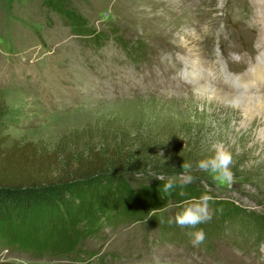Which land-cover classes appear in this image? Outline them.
<instances>
[{"label": "rangeland", "instance_id": "obj_1", "mask_svg": "<svg viewBox=\"0 0 264 264\" xmlns=\"http://www.w3.org/2000/svg\"><path fill=\"white\" fill-rule=\"evenodd\" d=\"M67 1L0 0L6 146L18 142L38 157L56 147L79 154L111 135L110 144L124 141L125 126L151 143L156 162L154 169L127 175L131 188L157 177L178 181L187 164L194 185L264 217V0ZM66 3L110 38L95 43L72 31ZM113 26L118 34L111 33ZM115 36L141 41L147 55L130 58ZM218 143L232 153L230 183L197 167ZM179 202L160 199L144 221L116 222L86 239L83 249L96 254L91 260L83 255L89 263L74 255L39 258L1 235L0 261L264 264V240L255 241L251 218L242 220L251 237L225 226L221 235L206 230L205 241L193 245L188 229L167 223Z\"/></svg>", "mask_w": 264, "mask_h": 264}, {"label": "trees", "instance_id": "obj_2", "mask_svg": "<svg viewBox=\"0 0 264 264\" xmlns=\"http://www.w3.org/2000/svg\"><path fill=\"white\" fill-rule=\"evenodd\" d=\"M63 1L52 0L59 4ZM67 3L63 13L72 31L95 43L110 38V34L92 29L83 17L69 12ZM110 28L111 33L118 34L116 27ZM115 40L130 58L140 59L148 53L147 46L139 40L122 36H115ZM120 128L124 141L110 144L111 135L99 145L90 143L79 154L76 151L61 153L56 147L49 155L38 157L20 148L18 142L6 146L0 127V235L7 237L5 241L13 240L19 243L21 250L39 258L46 255L70 258L74 255L79 263H86L82 260L85 253L88 260L96 254L85 251L84 243L86 239L98 236L104 227L126 219L133 223L144 221L160 199L167 202L173 198L181 202L204 193L214 198L213 209H222L209 222L199 225L204 231L221 235L226 226L230 231L232 228L242 233L243 238L251 237V230H246L242 223L248 216L257 229V233L253 230L255 241L264 240V217L250 215L248 210L214 197L193 183L183 189L184 196L178 194L179 187L171 195H165L162 188L167 181L163 179L131 188L127 175L143 167L154 169L156 162L154 155L148 152L151 143L143 141L140 133L131 136L128 128ZM111 129L114 130L108 127ZM165 226L164 233L167 234L170 226ZM12 231L14 235H10ZM0 264L16 263L0 261Z\"/></svg>", "mask_w": 264, "mask_h": 264}, {"label": "clouds", "instance_id": "obj_3", "mask_svg": "<svg viewBox=\"0 0 264 264\" xmlns=\"http://www.w3.org/2000/svg\"><path fill=\"white\" fill-rule=\"evenodd\" d=\"M212 155L202 159L198 162L197 167L201 171L209 172L215 178L222 182L230 183L232 180L231 165L233 163L232 153L224 147L223 144L218 143L212 145ZM162 156V153L160 154ZM184 172L180 173L178 181L169 179L163 184L162 191L165 195H171L172 192L179 187V195L184 196L183 189L194 182L195 177L191 174H186L190 165L183 164ZM156 179H162L157 177ZM214 198L207 194H201L199 197H192L182 200L176 207L179 209L174 217H169L167 223L169 225L175 223L182 229H190L187 234L191 237L193 245H200L206 239V234L203 228L199 225L209 222L216 212H222V209H213L211 204Z\"/></svg>", "mask_w": 264, "mask_h": 264}, {"label": "bare ground", "instance_id": "obj_4", "mask_svg": "<svg viewBox=\"0 0 264 264\" xmlns=\"http://www.w3.org/2000/svg\"><path fill=\"white\" fill-rule=\"evenodd\" d=\"M263 58V57H262ZM240 97H242V96H240ZM240 97H237V98H240ZM242 101V100H241ZM242 102H244V101H242ZM249 102V101H248ZM256 105V104H255ZM248 114V113H247Z\"/></svg>", "mask_w": 264, "mask_h": 264}]
</instances>
